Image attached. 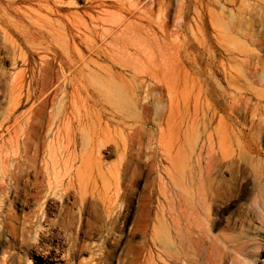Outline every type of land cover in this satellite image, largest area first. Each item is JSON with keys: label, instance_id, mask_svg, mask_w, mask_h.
Segmentation results:
<instances>
[{"label": "rangeland", "instance_id": "1", "mask_svg": "<svg viewBox=\"0 0 264 264\" xmlns=\"http://www.w3.org/2000/svg\"><path fill=\"white\" fill-rule=\"evenodd\" d=\"M263 70L264 0H0V155L17 144L36 160L0 189V264L96 263L122 226L107 223L99 197L127 186L123 209L149 233L169 199L182 212L170 160L193 132L187 173L200 175L211 210L199 264L212 246L225 264H264ZM111 80L148 90L149 105L139 114L115 102ZM101 138L110 150L98 153ZM51 158L73 165L69 200L40 172ZM132 218L108 264H143L140 234L125 237Z\"/></svg>", "mask_w": 264, "mask_h": 264}, {"label": "bare ground", "instance_id": "2", "mask_svg": "<svg viewBox=\"0 0 264 264\" xmlns=\"http://www.w3.org/2000/svg\"><path fill=\"white\" fill-rule=\"evenodd\" d=\"M53 2L54 6L61 8L64 0H53ZM229 24L230 23H223L222 27L224 30L230 29ZM260 77V84L264 85V70L261 71ZM140 86L141 85L138 84V87ZM142 88L145 89V86H142ZM136 89L135 85L130 86L129 83H120L113 80L109 81L108 84L103 85V90L107 92L112 100L125 108L135 110L140 114L139 110L146 108L150 103L149 91H143L144 97H142V93L138 92ZM158 89L162 90V87L159 86ZM198 137L199 134L193 132L188 137L189 141L187 142L186 150L179 149V151L175 152V150L173 151L171 142H168V140L166 141L167 136L161 132L159 145L163 149L162 152L164 155L169 156L175 152L176 157L174 158L176 159V162L180 159L185 165L183 171L182 169L180 170V166L174 159L170 160L174 166L176 165V170L170 175V182L179 191L178 195L180 199L183 198L180 202L185 204V209L180 212L178 208L174 207V201H176V199H169L170 204L168 207L164 208L161 213H157L156 221L151 228L150 233L147 228L142 229L140 227L138 220L129 215L127 208L123 209L124 203H127L131 198L130 186H127L121 195L118 191H115L112 195L99 197L107 223L111 226L121 223L122 226L118 236L115 235V233L113 234L114 241H112L110 245L108 244L109 246H107L106 251L101 253L97 262L93 264H108V261H110L109 259L117 247L126 226L130 223L131 218L133 220L130 232L125 237L128 242H130L135 236L140 234L142 239L141 255L143 264L200 263L202 250L205 249L204 240L209 234L205 233L206 229L201 226V221L199 219L204 217V219L209 220L211 210L207 207L209 203L207 197L200 196L203 185L200 175H197L199 177V180H197L198 178L196 179L195 172L187 173V166L197 148ZM211 137L212 135H209V141L211 140ZM20 142L21 141L19 140V143ZM108 145L109 142L105 138H101L99 146L97 145V152L100 153V150L103 148H105L106 151L110 150ZM13 147L14 148H12L10 153L0 155V189L4 184L6 187H12L13 185L15 187L19 186L21 178L24 176L26 177L27 175L29 176L30 173H33L30 172V170L35 168L31 163L36 164V160H22L19 155L20 147L17 144H14ZM240 155H242V153ZM102 163L103 161L101 160L99 164ZM71 169H73V165H69L68 162L61 164L57 159L51 158V160L45 162L44 169H41L42 171H40L46 174L50 191L54 192L56 196L61 199L65 198L66 200H69L71 197L72 193L69 191L73 184V174ZM36 174H39V172L37 171ZM115 175L119 180L118 169L115 171ZM76 195L78 196V194ZM90 196L94 197V193L91 192ZM89 199L87 198V195H79L80 204L77 211L79 226L78 230L75 231L77 235L84 236L85 234L84 228L86 227V223L83 216L86 211L85 201H88ZM195 219H198V223H196ZM209 249L210 254L203 258L204 262L207 264H225L226 256H228L225 252L216 246H212ZM259 250L260 247L257 250L258 252L256 255H258ZM125 252L126 249L122 250L121 257Z\"/></svg>", "mask_w": 264, "mask_h": 264}]
</instances>
